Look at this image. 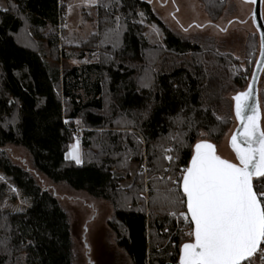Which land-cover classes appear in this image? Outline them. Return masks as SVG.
Masks as SVG:
<instances>
[{"label":"trees","instance_id":"obj_1","mask_svg":"<svg viewBox=\"0 0 264 264\" xmlns=\"http://www.w3.org/2000/svg\"><path fill=\"white\" fill-rule=\"evenodd\" d=\"M10 1L0 9V194L18 190L29 206L0 211V264L75 263L69 214L39 176L111 203L109 226L130 264H177L185 225L148 204L146 188L152 199V177L176 178L197 142L222 141L229 95L248 87L247 71L215 38L168 27L146 0L83 7L94 32L76 48L60 47L70 0ZM199 1L212 23L224 17L228 0ZM78 127L80 165L66 157ZM9 145L29 152L32 170L10 158ZM160 146L174 148L176 161L158 160ZM141 166L150 169L143 182Z\"/></svg>","mask_w":264,"mask_h":264},{"label":"snow or ice","instance_id":"obj_2","mask_svg":"<svg viewBox=\"0 0 264 264\" xmlns=\"http://www.w3.org/2000/svg\"><path fill=\"white\" fill-rule=\"evenodd\" d=\"M89 2L95 4L98 0ZM245 2L255 5L258 0ZM252 16L255 20V10ZM261 56L264 58V32ZM259 63L264 64V59ZM251 97L250 86L249 91L233 98L240 122L230 139L236 162L218 155L213 143L200 140L179 177L151 178L152 202L159 204L162 211L167 210L170 217H176L178 223L182 217L187 227L183 235L188 240L181 243L177 264H264V130L257 105L249 102ZM188 126L191 129L193 122L189 121ZM182 136L177 133L174 139L182 143ZM160 151L158 160L171 164L176 158L172 155L174 148L160 146ZM71 158L77 164L82 162L78 152ZM127 163L126 156L122 166ZM141 167L137 175L143 182L150 169ZM159 168L165 173L171 171L163 164ZM254 178H260L255 185ZM158 182L165 184L164 190Z\"/></svg>","mask_w":264,"mask_h":264},{"label":"rangeland","instance_id":"obj_3","mask_svg":"<svg viewBox=\"0 0 264 264\" xmlns=\"http://www.w3.org/2000/svg\"><path fill=\"white\" fill-rule=\"evenodd\" d=\"M146 1L152 4L158 17L171 29L215 38L220 52L231 54L238 62L236 66L243 72L247 71L246 78L249 83L261 52L260 33L252 16L255 5L246 3L245 0H228L224 17L214 24L199 0ZM10 2V0H0V9L9 8ZM97 4L90 3L89 0H70L68 2L66 30L60 36V47L69 45L76 48L88 40L94 32V26L90 22L82 21L81 11L83 7L93 8ZM262 17L264 19V0H262ZM150 33L154 37L158 36L154 30H150ZM72 64L73 62L66 63L67 66ZM258 90L260 94L264 91V74L260 77ZM245 91H247V86ZM237 94L239 93L229 95L232 102V124L222 141L215 146L218 155L233 162L236 160L230 139L240 125L235 115L233 99ZM258 112L261 129L264 130V106L262 103L260 104V101ZM74 145L75 149L77 148L79 152L82 151L81 144L74 141ZM7 152L16 164L32 170L31 156L24 148L9 145ZM174 161L176 160L174 159ZM135 171L134 168L132 174H135L138 169ZM180 172L177 177L180 176ZM5 182L6 180L0 177V188ZM38 182L56 193L62 207L69 214L75 254L74 264H130L128 255L118 247L115 232L109 226V221L114 214L111 203L94 198L86 192L77 191L61 184H53L43 176L38 177ZM126 183L130 184L131 179ZM6 187L11 188L9 183ZM148 189L146 188L145 197L147 203L150 204L152 199L148 194ZM27 206H29V201L18 190L6 188L3 196L0 194V211H21ZM181 220L185 225L182 217ZM184 231H187L186 225Z\"/></svg>","mask_w":264,"mask_h":264},{"label":"water","instance_id":"obj_4","mask_svg":"<svg viewBox=\"0 0 264 264\" xmlns=\"http://www.w3.org/2000/svg\"><path fill=\"white\" fill-rule=\"evenodd\" d=\"M255 11H256L255 22L257 24V27H258V30L260 33V40H261V33L264 32V21H263V17H262V0H258L257 4H255ZM261 59H264V58H262L261 52H260V57L258 59V62L255 66V69L253 71V74L251 76L250 82H249L248 87H247V91H249V87L251 86V91H252V97L250 98L249 102L255 103L257 105V108H258V104H259V90H258L259 80H260L261 74H262L263 69H264V64L259 63L261 61ZM247 91H245V92H247ZM239 127H240V125H239ZM238 128H237V130H238Z\"/></svg>","mask_w":264,"mask_h":264},{"label":"crops","instance_id":"obj_5","mask_svg":"<svg viewBox=\"0 0 264 264\" xmlns=\"http://www.w3.org/2000/svg\"><path fill=\"white\" fill-rule=\"evenodd\" d=\"M67 27H68V23H67ZM76 152H78V153L80 154L81 161L83 162L82 151L79 152V150H78L77 148L75 149V145H74V143L72 144L70 150H69V151L67 152V154H66L67 159L72 160V161L75 162V160H73V159L71 158V154L76 153ZM82 162H81V163H82ZM81 163H80V164H81ZM80 164H79V165H80Z\"/></svg>","mask_w":264,"mask_h":264},{"label":"built area","instance_id":"obj_6","mask_svg":"<svg viewBox=\"0 0 264 264\" xmlns=\"http://www.w3.org/2000/svg\"><path fill=\"white\" fill-rule=\"evenodd\" d=\"M75 142L78 144L82 143V129H77L76 130V135H75ZM186 166H183L182 168H184Z\"/></svg>","mask_w":264,"mask_h":264}]
</instances>
